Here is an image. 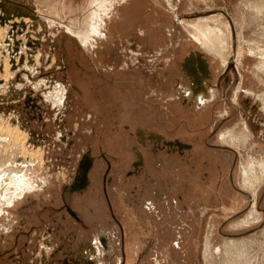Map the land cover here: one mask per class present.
<instances>
[{
	"label": "rangeland",
	"instance_id": "374dc122",
	"mask_svg": "<svg viewBox=\"0 0 264 264\" xmlns=\"http://www.w3.org/2000/svg\"><path fill=\"white\" fill-rule=\"evenodd\" d=\"M262 6L0 0V264H264Z\"/></svg>",
	"mask_w": 264,
	"mask_h": 264
},
{
	"label": "bare ground",
	"instance_id": "6f19581e",
	"mask_svg": "<svg viewBox=\"0 0 264 264\" xmlns=\"http://www.w3.org/2000/svg\"><path fill=\"white\" fill-rule=\"evenodd\" d=\"M256 9H258V7L256 8ZM255 9V10H256ZM264 9V6H262V9L260 10V9H258L257 11L260 13V12H262V10ZM256 11V12H257ZM257 14V13H256ZM0 32H1V30H0ZM203 35L205 36V37H207L208 39H211V40H213L212 41V45H210L209 46V48H210V50L211 51H213L215 54L216 53H220L221 55H222V57H223V60H224V62H226V61H228V60H226V57H224L223 56V49L225 48V47H223V45H224V41L223 42H219L218 40H217V38L215 39V34H210V32H207V30H204L203 31ZM215 41V42H214ZM219 56V55H218ZM221 57V56H220ZM264 68V67H263ZM259 69H261V68H259ZM262 70V69H261ZM263 71V70H262ZM9 74V73H8ZM52 95V94H51ZM64 95H65V93H64V90L63 89H57V91L55 92V94H53L52 96H50V97H52V100H53V103L56 105V104H61L62 103V101H63V98H64ZM6 132L8 133H11L12 135H14V137L18 140V142H21L22 144H23V142H24V140H25V138H26V134H25V132H23L22 130H19V129H17V128H11L10 126H8L7 127V129H6ZM240 135V134H239ZM236 136V135H235ZM13 137V138H14ZM12 138V137H11ZM244 138V137H243ZM246 138H244V140H245ZM17 144V143H16ZM20 146H21V144H20ZM6 155V154H5ZM4 155V156H5ZM2 162H4V161H2ZM6 162H4V163H2V164H0V166L2 165H5L6 166V164H5ZM1 166V167H2ZM4 167V166H3ZM9 173H10V170H9ZM10 175V174H9ZM243 176H244V183L245 184H247L249 181H250V178H249V174H248V170L246 171H244L243 172ZM14 179L15 178H12V180L14 181ZM18 182V181H17ZM3 186L5 187V190L7 189V191H9L8 190V188H9V184H3ZM1 190V189H0Z\"/></svg>",
	"mask_w": 264,
	"mask_h": 264
},
{
	"label": "flooded vegetation",
	"instance_id": "af4514ba",
	"mask_svg": "<svg viewBox=\"0 0 264 264\" xmlns=\"http://www.w3.org/2000/svg\"><path fill=\"white\" fill-rule=\"evenodd\" d=\"M194 62L192 61V59L188 60L187 66L190 74L192 75V77H194V85H193V94H192V98H195L196 101H200L201 98V93H203L204 90V82L205 80L208 78V70H207V63L201 58V61L199 62L202 74L197 73L198 71L194 70ZM245 141V140H244ZM26 193V191L24 192V194ZM24 194L22 196H24ZM14 195V193H13ZM12 196V195H10ZM10 198V197H9ZM2 205V203H0V206Z\"/></svg>",
	"mask_w": 264,
	"mask_h": 264
},
{
	"label": "crops",
	"instance_id": "0c3cea01",
	"mask_svg": "<svg viewBox=\"0 0 264 264\" xmlns=\"http://www.w3.org/2000/svg\"><path fill=\"white\" fill-rule=\"evenodd\" d=\"M13 172V171H12ZM17 184H18V182H16ZM20 183V182H19ZM12 184V183H11ZM9 185V188H11V186H13V185ZM16 185H14V187H15ZM20 186V185H19ZM17 187V186H16ZM16 191V190H15ZM9 193L10 194H12V196H13V193H14V191H9ZM12 196H10V198L12 197Z\"/></svg>",
	"mask_w": 264,
	"mask_h": 264
}]
</instances>
